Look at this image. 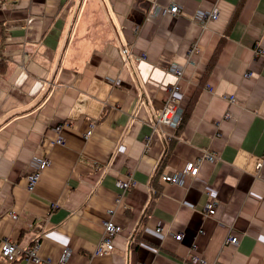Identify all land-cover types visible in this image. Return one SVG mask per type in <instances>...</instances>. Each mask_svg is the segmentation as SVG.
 Returning <instances> with one entry per match:
<instances>
[{
    "label": "crops",
    "instance_id": "obj_1",
    "mask_svg": "<svg viewBox=\"0 0 264 264\" xmlns=\"http://www.w3.org/2000/svg\"><path fill=\"white\" fill-rule=\"evenodd\" d=\"M213 7L217 20H192ZM172 64L177 129L155 126ZM203 150L215 160L195 176L159 180ZM110 207L121 232L92 258ZM0 238H39L52 260L68 248L67 264H264V0H0Z\"/></svg>",
    "mask_w": 264,
    "mask_h": 264
},
{
    "label": "built area",
    "instance_id": "obj_2",
    "mask_svg": "<svg viewBox=\"0 0 264 264\" xmlns=\"http://www.w3.org/2000/svg\"><path fill=\"white\" fill-rule=\"evenodd\" d=\"M153 10L158 15L165 14H178L181 11V6L177 3H172L169 6H156L153 7ZM219 17V9L217 7L213 8H200L197 9L193 16L192 20L200 23L203 27L207 26L209 22H213L217 20ZM192 51V49H191ZM255 54L259 55L263 52L262 47L257 44L254 48ZM127 49H123V53H127ZM171 70L175 74L176 80L171 83L167 89L166 100L163 105V108L160 110L155 126H165L171 129H177L180 124V121L183 116V108L179 105V98L177 96L178 92H180V84L179 80L183 76V69L177 65L172 64L170 66ZM251 72L245 73V76H250ZM233 100V96H229V102ZM227 116L231 117L232 113L227 112ZM62 124H57L54 127V130L57 132L56 138L52 140L53 144L62 145L64 143V139L60 134ZM92 127V124H91ZM90 133H87V135ZM203 160L214 161L215 154L209 150H203L202 154L198 157H193L190 160H187L181 169L170 171L166 173H161L159 175V180L163 183H176L179 184L182 182L184 175L195 176L199 170V165ZM50 164V160L47 157L38 158L35 162V168L27 175L28 185L27 189L32 191L34 186L37 183L40 173ZM121 194L127 192L132 187L135 186L136 182L133 178L128 177L126 179H119L116 182ZM119 198L117 199V202ZM216 205V200L214 198H210L204 204L203 210L205 216H211L214 213V208ZM10 216H14L13 211H9ZM113 215V207H110L106 210V216L103 219L102 226V234L101 237L96 244V248L94 250V255L92 258L99 256L107 249L111 247L114 241V237L117 236L121 232V227L116 225L112 221ZM156 232H161V227H156ZM173 237L175 239H179L181 234H174ZM239 242L237 236L233 234H229L225 243L237 245ZM40 249V240L39 238H34L24 249L20 250L15 242L7 238H0V255L4 256L9 262L17 261V260H25L26 262H36L37 264H67L68 258L70 255V251L68 248H64L61 251L60 257L57 260H52L49 257L42 258L39 255ZM19 253V254H18ZM191 262L194 264H218L208 262L205 258L201 256L192 255L190 257Z\"/></svg>",
    "mask_w": 264,
    "mask_h": 264
},
{
    "label": "trees",
    "instance_id": "obj_3",
    "mask_svg": "<svg viewBox=\"0 0 264 264\" xmlns=\"http://www.w3.org/2000/svg\"><path fill=\"white\" fill-rule=\"evenodd\" d=\"M183 118V117H182ZM181 121H182V119H181Z\"/></svg>",
    "mask_w": 264,
    "mask_h": 264
},
{
    "label": "rangeland",
    "instance_id": "obj_4",
    "mask_svg": "<svg viewBox=\"0 0 264 264\" xmlns=\"http://www.w3.org/2000/svg\"><path fill=\"white\" fill-rule=\"evenodd\" d=\"M60 257V256H59Z\"/></svg>",
    "mask_w": 264,
    "mask_h": 264
}]
</instances>
